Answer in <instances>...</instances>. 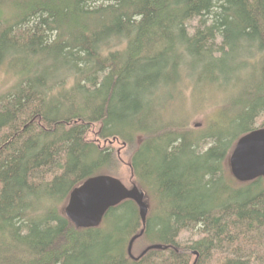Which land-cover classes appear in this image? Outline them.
Returning a JSON list of instances; mask_svg holds the SVG:
<instances>
[{
  "label": "trees",
  "instance_id": "trees-1",
  "mask_svg": "<svg viewBox=\"0 0 264 264\" xmlns=\"http://www.w3.org/2000/svg\"><path fill=\"white\" fill-rule=\"evenodd\" d=\"M1 66L0 264H264V177L228 167L264 125V0H0ZM123 168L145 224L126 199L76 228L70 191Z\"/></svg>",
  "mask_w": 264,
  "mask_h": 264
},
{
  "label": "water",
  "instance_id": "water-1",
  "mask_svg": "<svg viewBox=\"0 0 264 264\" xmlns=\"http://www.w3.org/2000/svg\"><path fill=\"white\" fill-rule=\"evenodd\" d=\"M228 167L239 182L264 177V125L244 133L236 140L228 156ZM126 199L137 204L144 225L148 212L145 193L135 184L128 187L119 178L109 174L90 176L75 186L69 193L63 213L76 228H93L101 224L109 208ZM142 233L143 229L128 242L127 251L132 258L137 259L150 249L161 248L160 244H151L134 257L132 245Z\"/></svg>",
  "mask_w": 264,
  "mask_h": 264
},
{
  "label": "rangeland",
  "instance_id": "rangeland-1",
  "mask_svg": "<svg viewBox=\"0 0 264 264\" xmlns=\"http://www.w3.org/2000/svg\"><path fill=\"white\" fill-rule=\"evenodd\" d=\"M199 26V18L195 17L192 18L191 21L188 23V30L189 32H193L197 27ZM15 76H13L8 70H6V66L0 67V94L4 91H7L14 83ZM196 93V91H195ZM187 96V102L186 107L184 106V109L190 114L192 113V105H190V97L189 94H186ZM208 109V108H207ZM202 110L199 111V113L193 114L189 119V124L194 127H202L203 121L206 120V117L209 115H212V110ZM195 115V116H194ZM262 119H264V114L257 120V123L260 122ZM120 147L119 143L115 145V148L117 149ZM123 160L125 162H128V158L126 156H123ZM125 168H123V172H121V175H119V179L126 184L127 181V173H125ZM127 185V184H126ZM130 187V186H128ZM197 239L196 233H193L191 230L184 229L180 232L178 235V240L181 243H190ZM139 247V248H138ZM140 246L133 247L132 250L135 254H138L140 252Z\"/></svg>",
  "mask_w": 264,
  "mask_h": 264
}]
</instances>
